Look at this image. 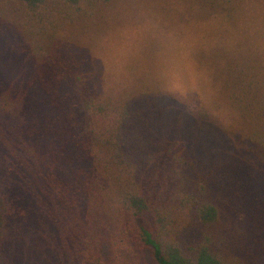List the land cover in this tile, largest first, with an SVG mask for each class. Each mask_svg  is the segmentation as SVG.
<instances>
[{"label": "trees", "instance_id": "16d2710c", "mask_svg": "<svg viewBox=\"0 0 264 264\" xmlns=\"http://www.w3.org/2000/svg\"><path fill=\"white\" fill-rule=\"evenodd\" d=\"M252 2L0 0V264H264V53L188 18ZM140 6L175 58L125 83L89 45Z\"/></svg>", "mask_w": 264, "mask_h": 264}, {"label": "rangeland", "instance_id": "374dc122", "mask_svg": "<svg viewBox=\"0 0 264 264\" xmlns=\"http://www.w3.org/2000/svg\"><path fill=\"white\" fill-rule=\"evenodd\" d=\"M131 9L129 10L131 15H125L122 18L123 14H121L120 21L112 23L113 28L109 26L108 30L99 37V41L95 42V45H89L97 56L99 65L106 72L115 74L118 77L117 80H122L125 83L123 73H128L130 67L134 68L129 64L130 54L136 53L140 64L146 69H149L153 62L165 63L169 59L172 61L175 58L170 43L164 40L161 34H156L154 31L157 19L150 12L143 10L142 6L137 10H134L133 7ZM244 9L245 15L249 17L234 22H227L207 13V15L203 13L204 15L199 17L197 13H202V11L191 13L188 18L191 19V23L198 21L203 24L201 29H194L197 31V35L203 39L214 42L213 38H216L215 41L222 42L221 39L226 38L231 46L237 47L241 55L246 54V51L249 50L264 53V4L252 2ZM167 51H170L171 55ZM127 53H129L128 57ZM203 60L205 59L200 55L195 59L191 52L183 60L179 59L183 65L179 69L183 70V76L188 78L189 85L194 86L197 81L199 63H202L201 68H206ZM117 64L119 65L118 71L115 70ZM161 67L159 66V68Z\"/></svg>", "mask_w": 264, "mask_h": 264}]
</instances>
